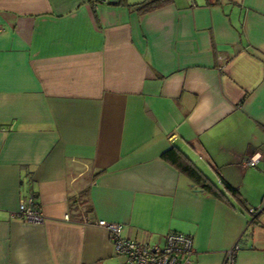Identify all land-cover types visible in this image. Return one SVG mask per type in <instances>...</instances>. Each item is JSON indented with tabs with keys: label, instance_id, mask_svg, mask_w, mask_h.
Here are the masks:
<instances>
[{
	"label": "crops",
	"instance_id": "0c3cea01",
	"mask_svg": "<svg viewBox=\"0 0 264 264\" xmlns=\"http://www.w3.org/2000/svg\"><path fill=\"white\" fill-rule=\"evenodd\" d=\"M143 1L0 0V264H125L101 219L264 264V0Z\"/></svg>",
	"mask_w": 264,
	"mask_h": 264
},
{
	"label": "built area",
	"instance_id": "2783aa9c",
	"mask_svg": "<svg viewBox=\"0 0 264 264\" xmlns=\"http://www.w3.org/2000/svg\"><path fill=\"white\" fill-rule=\"evenodd\" d=\"M104 1L107 0H97ZM257 157H251L246 164L256 166ZM264 201V200H263ZM264 208V202L261 207L252 208V212L257 213ZM18 215L25 217V220L40 223L43 214L39 211L37 204L32 196L28 202L22 201L18 206ZM98 226L104 227L111 236V243L114 245L115 253L124 256L125 264H189L194 254V241L192 235L184 234L180 231L169 232L161 243H151L135 241L130 237H125L120 222H111L105 219L97 221ZM239 244L229 247L225 250V257L222 264H237V249Z\"/></svg>",
	"mask_w": 264,
	"mask_h": 264
},
{
	"label": "trees",
	"instance_id": "16d2710c",
	"mask_svg": "<svg viewBox=\"0 0 264 264\" xmlns=\"http://www.w3.org/2000/svg\"><path fill=\"white\" fill-rule=\"evenodd\" d=\"M170 1L171 0H144L143 2H141L139 8L142 11H146L150 9L153 10V8L162 5L164 6L165 3ZM183 151L184 150L180 149L179 146L172 145L171 148L169 150L167 149L166 151H164L161 156L168 159L182 172L187 173L191 178V180H194L196 184L198 183L203 190L207 192H212L218 197H222L225 195V192L223 191L225 188L228 189L230 193L240 197L239 190H237V188L233 187L228 182L226 183L225 187L219 189L218 184L209 177H207L205 172L197 165H195L193 159L190 156H187Z\"/></svg>",
	"mask_w": 264,
	"mask_h": 264
}]
</instances>
